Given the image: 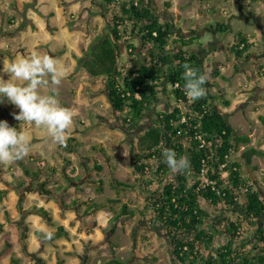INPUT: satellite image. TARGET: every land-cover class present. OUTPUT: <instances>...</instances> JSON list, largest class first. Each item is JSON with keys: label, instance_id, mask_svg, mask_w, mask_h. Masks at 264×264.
I'll return each instance as SVG.
<instances>
[{"label": "rangeland", "instance_id": "obj_1", "mask_svg": "<svg viewBox=\"0 0 264 264\" xmlns=\"http://www.w3.org/2000/svg\"><path fill=\"white\" fill-rule=\"evenodd\" d=\"M101 1L0 0V69L3 67V60H14L20 55H28L33 49L58 58L67 69V76L58 89L59 100L62 106L73 110L74 123L70 136L77 138L81 147L78 154L61 152L59 144L53 143L44 129L22 121L20 131L30 137L31 150L23 159L5 165L11 170L6 175L8 183L0 181V190L6 191L0 199V221L6 223L10 220L8 226L0 228V253L4 251L6 241L11 240L14 243L11 249L0 255V264H55L57 252L66 259L67 264H80L84 255H87V264H106L113 257L125 264H177L173 262V246L165 231L157 232L155 227L158 226H153L152 229L147 227L151 219L150 214L141 216L137 213L133 218L122 219L117 223L112 235L110 232L103 233L97 227L89 226L96 222L108 230L115 212L126 201H131L130 207L136 211L142 209L144 195L138 190L117 188L111 176L123 182H135L137 175L132 169V153L136 137L155 122L157 112L173 104L167 96L162 97L159 94L162 99L150 106L144 119L133 129L127 130L122 125L119 114L114 112L103 82L89 76L82 69L80 61L85 51L95 36L107 27L112 13L119 9L113 7L114 10L105 11L108 18L103 19L99 13ZM144 1L149 3L151 8L161 11L169 9L170 12V8H177L179 14L175 15L174 12L173 18L178 24L183 22L184 26H191L198 33L207 28L204 29L203 41L207 42L213 36V39H219V49L227 51L234 43L238 31L254 37L256 43L251 48V53L256 54L252 60L247 58L239 62L228 52L218 54L216 59L213 56L207 57L203 74L208 77L207 89L211 93H217L219 89L225 91L230 102L229 107L226 108L221 100L217 99L215 102L226 112L228 125L233 132L248 135L251 138L248 146L264 152V42L258 28L261 18L253 23L249 15H245L242 20L229 23V29L225 33H219L215 27L216 21L223 24L228 22L230 17L223 13L222 9L228 11L232 0ZM167 2L170 4L165 6ZM248 5L258 6L253 2ZM88 9L90 13H86ZM51 12L54 16L50 19ZM207 14L215 17L213 22L207 21ZM181 17L184 18L183 21ZM211 25L217 29V38L209 28ZM128 41L138 47L136 37L133 36ZM124 43L126 44L122 42L120 45L122 55L119 60L122 67H126L129 61L133 60L123 55V52L127 54ZM213 49L211 45V50ZM140 51L144 53L142 49ZM216 63L220 65L221 76L212 78ZM0 76L5 80L9 78L2 71ZM7 113L13 115L11 122L17 121L14 115L19 114V109L3 99L0 103V120L5 121ZM97 144H101L102 148H98V151L92 150V146ZM246 146H240L236 159H239ZM80 153L88 157L85 161L87 167H92L97 162L103 167L102 170L89 173L88 168L81 164ZM62 156L70 159L72 165L65 164ZM35 158H45L57 169L54 176L47 178L43 175L40 178V181L46 180L48 187H60L61 190L59 189L58 194L52 198L42 195L39 191L30 190L25 184L19 163L33 170L36 168ZM252 161L256 166L252 174L253 183L264 195V156H254ZM63 165L66 166L69 177L76 179L74 182L67 184L64 180L61 174ZM99 180L103 182L102 186L97 183ZM20 183H23V186H19ZM88 197L93 198L96 203H102V207L83 215L82 209L70 206L71 201L86 200ZM109 199L112 202H107ZM37 208L53 213V226H49L45 219L35 212ZM231 216L236 218L235 215ZM60 224L70 232V241L60 238L54 242H42L33 232V229H38L49 233L55 231ZM243 224L246 227L243 230L244 237H249L253 226L245 221ZM17 229L28 234L26 252L19 248ZM88 240L92 242L87 243ZM68 250L73 251V254L66 253ZM12 258L18 261L12 263Z\"/></svg>", "mask_w": 264, "mask_h": 264}, {"label": "trees", "instance_id": "obj_2", "mask_svg": "<svg viewBox=\"0 0 264 264\" xmlns=\"http://www.w3.org/2000/svg\"><path fill=\"white\" fill-rule=\"evenodd\" d=\"M247 1L255 3L264 0ZM101 4L105 11L114 10L113 7L119 9L112 13L103 33L95 36L80 64L89 76L103 82L114 112L119 114L124 128L133 129L144 119L150 106L164 96L173 104L157 112L155 122L136 137L132 153V169L137 175L135 182H123L111 176L117 188L138 190L144 195L142 209L136 211L130 207L131 201H126L115 212L108 230L96 222L89 226L112 235L122 219L133 218L137 213L141 216L150 214L147 227L152 229L158 226L155 227L157 232L165 231L173 246L174 263L264 264V195L254 185L252 175L256 169L252 163L253 157H263L264 152L248 146L251 138L233 132L228 125L226 112L215 102L221 100L226 108L229 107L224 90L211 93L206 82L204 87L207 94L196 102L189 100L184 91L183 65L187 63L198 73H203L205 59L212 51L216 52L219 45L212 42L206 50L193 51L191 47L199 42L197 35L200 33L195 30L194 35L189 37L178 35L171 24L160 21L161 16L155 14L144 0H102ZM169 4L167 2L165 6ZM228 29L227 23L218 25L219 33H225ZM133 36L140 44L138 47L128 41ZM122 42H126V53L133 59L126 67H122L119 60ZM253 45L246 34L238 31L227 51L243 62L251 55ZM140 49L147 53L144 58L140 57ZM214 66L211 77L221 76L220 65L216 63ZM12 118L13 115L7 113L5 121L20 131L22 121L11 122ZM241 145L247 146L236 159ZM79 146L80 141L70 136L67 146L58 145V148L61 152L78 154ZM98 148H102V145L92 146L94 151H98ZM164 148L175 150L178 156H187L190 169L181 173L172 172L164 163ZM79 156L82 160H88L81 153ZM62 159L68 166L72 164L70 159L63 156ZM34 162L36 168L33 170L19 163L25 184L42 195H56L59 186L48 187L46 180L40 181L43 175L47 178L54 176L56 167L49 165L46 159L35 158ZM82 165L88 168L89 173L100 172L103 168L97 162L92 167H87L85 162ZM5 172L0 164V181L7 184V178L3 177ZM61 174L67 184L76 180L69 177L65 165L61 168ZM97 183L103 185L101 180ZM19 186H23V183ZM5 193V190H0V199ZM82 205L83 215H88L103 204L88 197L85 201L73 200L70 206L81 208ZM35 212L49 226H53L50 212L43 208H37ZM244 221L253 226L249 237H244ZM1 227L3 224L0 223ZM49 233L51 238H48ZM49 233L34 231L41 241L54 242L59 238L70 241V233L63 225ZM27 236L26 231L20 236L24 252L28 248ZM11 246L6 241L0 255ZM66 253L73 254V251ZM17 261L12 258V263ZM55 264H67L58 252ZM80 264H87V255L83 256ZM106 264L125 263L113 257Z\"/></svg>", "mask_w": 264, "mask_h": 264}, {"label": "clouds", "instance_id": "obj_3", "mask_svg": "<svg viewBox=\"0 0 264 264\" xmlns=\"http://www.w3.org/2000/svg\"><path fill=\"white\" fill-rule=\"evenodd\" d=\"M2 64L0 71L9 78L5 80L0 76V103L6 99L19 109V114L14 115L15 120L42 128L53 143L67 146L74 114L71 108L62 106L58 96L59 86L67 76L61 61L33 49L28 55L3 60ZM183 68L185 95L196 102L207 94L204 85L208 77L187 63ZM30 150V137L24 131L9 126L7 121H0V164H13L27 156ZM162 155L172 172L181 173L191 167L188 157L178 156L173 149L164 148Z\"/></svg>", "mask_w": 264, "mask_h": 264}, {"label": "crops", "instance_id": "obj_4", "mask_svg": "<svg viewBox=\"0 0 264 264\" xmlns=\"http://www.w3.org/2000/svg\"><path fill=\"white\" fill-rule=\"evenodd\" d=\"M193 1H195V0H193ZM216 2H218V1H220V0H215ZM243 2H241V3H243V4H245L246 5V9L247 10H245V13H246V15H249V17L253 20V23H256L257 22V19L258 18H261V23H259L258 24V28L260 29V36H261V39H262V41L264 42V1L263 2H255V3H257L258 4V6H256V7H252V6H250V5H248L247 6V4L249 3V1H247V0H242ZM244 1H246V2H244ZM95 4V3H94ZM237 5H239V4H237V3H235L234 1H233V3H232V5H231V8H229V10L228 11H226V10H223L222 9V12L223 13H226V14H228V16L230 17V19H231V21L230 20H228V24H229V22H230V24H231V22L233 21V22H235V21H237V20H242L243 19V14L241 13V10L238 8V6ZM99 8H100V16H102V17H104L103 19H105V17H107L108 18V14H106V12H105V9L103 8V6H102V4H99ZM152 9H154L153 11L155 12V14H160L161 15V19H160V21H162V22H164V23H169V24H171V26H172V28L176 31V33L178 34V35H180V36H182V37H189V36H191V35H194L193 34V31H195V29H193L191 26H188V27H186V26H184V24H182L183 22H179V24L177 23V20L176 19H174L173 18V16H174V12H175V15H178L179 14V11H178V9L177 8H175V7H173V8H170V12H169V9H167V11H161L160 9H156V8H152ZM90 9H88V10H86V13H90V11H89ZM173 10V11H172ZM107 11V10H106ZM57 13V12H56ZM50 14H52V16L50 17V19L51 18H53V14L54 13H50ZM197 16V15H196ZM57 17H59L58 15H57ZM96 17V16H95ZM196 18H198V16L196 17ZM206 18L207 19H209V20H207V21H211V22H213V19H215V17L214 16H212L211 17V15H209V14H207L206 15ZM181 20L183 21L184 20V18H182L181 17ZM216 23H217V26H215V27H217L218 28V25L219 24H221V22L219 21H216ZM209 28L212 30V32H214L215 33V38H217L218 36L216 35V30L217 29H214V27L211 25V26H209ZM204 29H207V28H204ZM204 29H202V33H200L199 35H197L199 38H200V40H199V42L198 43H194L193 45H192V47H191V49L193 50V51H195V50H198V51H201V50H203V49H205V48H207L208 47V44L209 43H211V42H214V43H216V44H219L218 43V40L217 39H213V36L211 37V39H209L207 42H204L203 41V38H202V36H203V34L205 33V30ZM103 33V32H102ZM100 34V33H99ZM249 38H250V40L253 42L254 41V37H252L249 33H247L246 34ZM257 38V37H256ZM136 41L138 42V40H137V38H136ZM221 43L222 44H224L223 42H222V40H221ZM254 44L256 43L255 41L253 42ZM138 44V46L140 45L139 44V42L137 43ZM223 46H225V45H223ZM254 46V45H253ZM253 46L251 47V48H253ZM226 47V46H225ZM120 51H121V55H122V50H121V48H120ZM226 52H228V51H226V50H224V49H219L218 48V50L216 51V52H213V54H208V56L207 57H214L215 59H216V57L218 56V54H225ZM253 52V51H252ZM124 54L123 55H125V57H127V58H131V57H129V55L128 54H125V52H123ZM143 54V53H142ZM250 54L252 55H250L249 57H248V59H251L252 60V57H253V55H255L256 53H251V51H250ZM262 54H264V50L262 51ZM263 61H264V56H263ZM250 60V61H251ZM205 61H206V59H205ZM239 61V60H238ZM130 62V61H129ZM240 62V61H239ZM205 65H206V62H205ZM259 68V67H258ZM262 68V67H261ZM258 70V69H257ZM81 147L79 146V149H80ZM74 153V152H73ZM81 158V157H80ZM41 159V158H40ZM42 159H45V158H42ZM87 159H88V157H87ZM47 160V159H46ZM48 161V160H47ZM85 161H87V160H82L81 159V164L83 163V162H85ZM86 163V162H85ZM49 164V163H48ZM49 165H52V166H54L53 164H49ZM72 165V164H71ZM71 165H69V166H71ZM20 166V165H19ZM83 166V165H82ZM84 167V166H83ZM2 168L6 171L5 173H4V175H3V177H6V175H7V172H9V171H11L10 170V168L9 167H6L4 164H2ZM62 168V167H61ZM21 173H22V169H21ZM8 183V182H7ZM56 194H58V193H56ZM54 196H56V195H54ZM54 196H51V198L52 197H54ZM76 200V199H75ZM78 200H80V201H85V200H82V199H78ZM72 202V201H71ZM71 205V204H70ZM72 207H75V208H78V207H76V206H72ZM74 208V209H75ZM78 209H82V214H83V211H84V206L82 205L81 206V208H78ZM47 211V210H46ZM49 212V211H48ZM52 214V219H53V213H51ZM52 221H54V220H52ZM9 222H10V220L8 221V222H6V223H4V221H0V223L1 224H3V226L5 227V226H8L9 225ZM12 222V221H11ZM13 224H14V222H13ZM60 225H62V224H60ZM64 226V225H63ZM25 227V226H24ZM65 227V226H64ZM65 229L67 230V228L65 227ZM35 230H38V229H33V232L35 231ZM42 231V230H41ZM68 231V230H67ZM44 232V231H43ZM69 232V231H68ZM17 242H19V248L23 251V249H22V244H21V241H20V231L17 229ZM70 233V232H69ZM33 235V234H32ZM60 239V238H59ZM70 239H71V235H70ZM58 240V239H57ZM10 243H11V247L9 248V249H11L12 247H13V245H14V243L10 240L9 241ZM42 242H44V241H42ZM28 243V242H27ZM8 249V250H9ZM28 249V248H27ZM7 251V250H6ZM5 251V252H6ZM69 251V250H68ZM41 252H43V251H41ZM4 253V252H3ZM18 257H20V256H18ZM66 260V259H65Z\"/></svg>", "mask_w": 264, "mask_h": 264}, {"label": "flooded vegetation", "instance_id": "obj_5", "mask_svg": "<svg viewBox=\"0 0 264 264\" xmlns=\"http://www.w3.org/2000/svg\"><path fill=\"white\" fill-rule=\"evenodd\" d=\"M241 1L242 0H239V2H237V4H239V5H237L238 6V8L241 10V13L243 14V16L245 17V15H246V13H245V10H247L245 7H246V5L245 4H243V3H241ZM245 9V10H244ZM160 15V14H159ZM161 16V15H160ZM243 17V18H244ZM228 20H230L231 21V19H228ZM230 23V22H229ZM212 43V42H211ZM147 55V53L146 52H144L143 54H141V56H146ZM143 58V57H142Z\"/></svg>", "mask_w": 264, "mask_h": 264}, {"label": "bare ground", "instance_id": "obj_6", "mask_svg": "<svg viewBox=\"0 0 264 264\" xmlns=\"http://www.w3.org/2000/svg\"><path fill=\"white\" fill-rule=\"evenodd\" d=\"M131 6H132V5H131ZM152 11H153V10H152ZM149 14H151V13H149ZM149 14H148V15H149ZM149 16H150V15H149ZM151 17H152V15H151ZM163 25H164V24H163ZM168 27H169V26H168ZM174 34H175V33H174ZM174 34H173V35H174ZM190 38H191V37H190ZM192 38H194V37H192ZM188 39H189V38H188ZM173 45H174V44H173ZM150 47H151V46H150ZM168 47H169V46H168ZM170 48H171V47H170ZM172 49H173V48H172ZM174 49H175V47H174ZM182 49H183V48H182Z\"/></svg>", "mask_w": 264, "mask_h": 264}]
</instances>
